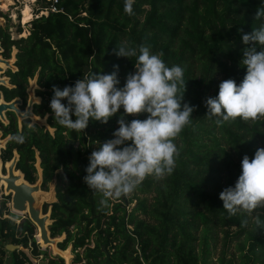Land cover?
I'll return each mask as SVG.
<instances>
[{
  "label": "trees",
  "instance_id": "obj_1",
  "mask_svg": "<svg viewBox=\"0 0 264 264\" xmlns=\"http://www.w3.org/2000/svg\"><path fill=\"white\" fill-rule=\"evenodd\" d=\"M36 1L40 4L36 15L46 10L49 14L34 19L27 36L11 39L0 30L8 53L13 45L19 49V71L13 73L18 87L7 90L5 99L23 98L28 78L39 72L44 105L35 112L52 114L48 124L54 134L44 126L25 124L20 132L12 114L5 134H23L26 140L23 144L10 140L2 158L10 160L17 149L18 167L34 182L38 151L45 182L56 175L50 231L52 237L66 234L59 248L72 245L73 264H210L217 229L237 226L234 235L226 233L229 239L246 235L240 245L243 264H264V229L258 230L253 221L258 216L264 222V208L252 217H230L220 199L224 189L235 186L243 157L252 159L264 148V118L217 126L218 117L208 119L205 106L208 98L218 96L222 81L233 79L237 85L243 81L247 70L241 61L249 46L242 35L264 23L256 20L264 0H135L131 16L124 12L125 0ZM119 45L136 48L137 56L141 45L148 46L152 54L163 53L167 66H180L186 84L182 107L189 104L195 111L191 124L175 140L180 154L174 172L162 180L146 178L135 190L137 198L122 197L99 210L100 196L84 182L86 168L93 146L114 139L124 110L107 124L90 121L85 132H76L55 123L50 101L53 87L63 90L83 76L113 74L116 66L117 88H123L128 74H135L137 57H118ZM62 103L67 105V100ZM43 107L46 110L39 112ZM133 119L128 116L126 122ZM3 210L5 205L0 209V264H5L7 244L29 248L36 260L43 255L42 264H65L60 256L49 258L40 250L37 228L28 218L17 224L3 217ZM12 256L13 264H32L22 251L15 250ZM226 263L234 264V258Z\"/></svg>",
  "mask_w": 264,
  "mask_h": 264
},
{
  "label": "clouds",
  "instance_id": "obj_2",
  "mask_svg": "<svg viewBox=\"0 0 264 264\" xmlns=\"http://www.w3.org/2000/svg\"><path fill=\"white\" fill-rule=\"evenodd\" d=\"M134 2L125 0L124 12L129 16L134 14ZM256 20L264 21V7L257 10ZM242 40L249 46L241 61L247 70L243 81L239 85L233 79L222 81L218 96L206 101L207 118L218 117L217 126L237 119L256 122L264 118V23L251 34H243ZM115 54L129 59L137 57L138 72L128 74L122 89L117 88L116 66L117 72L113 74L83 76L74 86L63 90L53 87L50 101L55 123L76 132H85L90 121L107 124L121 108L124 110L114 139L91 153L86 168L84 182L100 196L99 210L129 196L146 178L162 180L174 172L180 154L175 140L191 124L195 111L189 104L182 107V90L186 88L183 69L167 66L161 58L163 53L152 54L148 46L141 45L137 56L136 48L119 45ZM64 100L67 105L62 103ZM143 113L149 114L147 119L126 122L128 116ZM9 139L18 144L26 140L19 133ZM241 168L235 186L220 193L223 209L230 217H252L255 210L264 208V148L258 149L252 159L245 155ZM255 223L258 230L264 229L258 216Z\"/></svg>",
  "mask_w": 264,
  "mask_h": 264
},
{
  "label": "water",
  "instance_id": "obj_3",
  "mask_svg": "<svg viewBox=\"0 0 264 264\" xmlns=\"http://www.w3.org/2000/svg\"><path fill=\"white\" fill-rule=\"evenodd\" d=\"M11 0H0V6H8ZM4 23V19L0 18V27L1 24ZM0 52H3V47L1 45L0 39ZM16 61V54L13 55L12 59H4L0 57V74L4 71L5 67H9L16 71V66L14 65ZM134 73H137V69L135 68ZM37 77V76H36ZM1 83L7 84L6 79H0ZM33 88L34 86L31 85ZM29 89L28 94L30 96V100L26 109L25 113H22L18 104L21 103L20 98H16L11 102H6L3 98V95L0 93V117L4 122H8L5 113L7 111H14L17 116L19 117L20 122L23 119L31 118L33 123L38 124L40 126H47L51 133L52 128L47 123L46 120L37 118L36 115L32 112V105L37 102V99L34 95L33 90ZM2 133L0 132V137ZM5 141L0 140V146H3ZM19 159V155L17 152L14 154V158L12 161L7 164V175H3L2 164L0 162V197L3 195L10 196L11 198V208L14 214H21L24 217L28 216L31 222L37 228V241L39 242L43 249L51 248L52 253L54 256H60L66 262V264L70 263L71 257L73 254L71 252L72 247H69L68 250L65 252L61 248H59V243L62 242L66 234L64 233L62 236L59 237H52L50 231L51 225V208L45 212L44 205L45 204H54L57 202V193H56V179L52 182V186L50 188V192L47 193L42 190V169L40 164H37L39 170V180L35 184H30L28 181L25 180L24 174L20 171L17 173L15 172L17 161ZM18 212V213H17ZM6 250L8 252H14L15 250H19L24 252L32 264H37V260L31 255L29 248H24L21 245L17 244H7Z\"/></svg>",
  "mask_w": 264,
  "mask_h": 264
},
{
  "label": "rangeland",
  "instance_id": "obj_4",
  "mask_svg": "<svg viewBox=\"0 0 264 264\" xmlns=\"http://www.w3.org/2000/svg\"><path fill=\"white\" fill-rule=\"evenodd\" d=\"M26 6L30 7V9H31L30 11H31V14L33 17L28 23L24 24L23 23V11L25 10ZM39 9H40V4L36 0H11L10 4L8 6H0V18L4 19V23L1 24L0 30L7 31L10 34L11 39H19L22 36H27L29 34L30 29H31L32 21L34 19L38 18V17H36V13H37V10H39ZM41 12H39V14ZM39 14H37V15L40 16ZM19 28H22L21 33H19V30H20ZM16 52H17V49L13 48L12 58H13L14 54H17ZM137 72H138V69H137ZM36 80H37V77L34 78L30 82V88H29V89H31L32 88L31 85H33L34 87L32 88V90L34 93H35V89L38 88ZM124 86H125V82L122 83V87H124ZM36 99H37V102L40 100L39 97H36ZM142 116L145 117V119H147L149 114L143 113V114H139L137 116H131V117L136 119V118L142 117ZM36 117L40 118L38 116H36ZM42 119L46 120V118H42ZM31 122L33 123L32 119H31ZM44 127L47 128V126H44ZM118 127H119V124L117 123L116 128L118 129ZM52 131H53V129H52ZM98 148H99V145H97V144L94 145L93 151L98 150ZM52 184H53V182H51L49 184V190H43V191L49 193ZM5 196L6 195H4L2 198H0V209L2 208L4 203L6 204V202H8V199H6ZM137 197H138V195L135 194V191L133 193H131L129 196H127V198H129V199H131V198L135 199ZM141 197H142V195H141ZM133 206H134V204L132 205V207ZM8 213L9 212L7 210H3V217H5V215H7ZM12 217L15 219H20L21 217H23V215L13 214ZM255 218L253 219V221H255ZM237 230H238L237 226L224 227L221 229H217L216 234L214 236V239L211 241V253H210V257H209L210 264H227L226 262L229 259H233V258H234V264H243L244 263V258H243L244 250L241 249L240 245H244L246 235H241V236H238L236 238L229 239L228 235L226 233V232H228V233H230L229 235H234V233ZM35 237L37 240V235H35ZM37 243L39 245L40 250L47 251V256L49 258L50 257H56L52 253L51 248L43 249L38 241H37ZM69 247H72V245H69ZM247 247H248V244H246V249H247ZM198 249H200V248L198 247ZM82 251H83V249H80V252H82ZM71 252H72V249H71ZM72 254H73V257H71L69 264H73V261H74V255L75 254L73 252H72ZM6 256L7 257L5 259V264H13L14 259L12 256V252H7ZM42 259H43V255H40L37 259V264H42ZM65 264H66V262H65ZM252 264H260V263L255 262Z\"/></svg>",
  "mask_w": 264,
  "mask_h": 264
},
{
  "label": "flooded vegetation",
  "instance_id": "obj_5",
  "mask_svg": "<svg viewBox=\"0 0 264 264\" xmlns=\"http://www.w3.org/2000/svg\"><path fill=\"white\" fill-rule=\"evenodd\" d=\"M1 39V38H0ZM1 45H2V47H3V52H0V57H2V58H4V59H11L12 58V50H13V48H16V46H12L11 47V52L10 53H8V51H7V49H6V46H4L3 45V42H2V39H1ZM17 49V54H16V61H15V63H14V65L16 66V71H19V67L16 65V63H17V61H18V53H19V49L18 48H16ZM1 64V66H4L2 63H0ZM16 71H13V69H11V68H9V67H5V69H4V71L0 74V79H6L7 80V84H4V83H1L0 82V93L3 95V98H4V100L6 101V102H11V101H13V100H15L16 98H20L21 99V103L20 104H18V107L20 108V110H21V112L22 113H25L26 112V109H27V106H28V103H29V100H30V96H29V94H28V90H29V88H30V82L34 79V78H36V76H37V80H36V82H37V86H38V88L37 89H35V93H34V95H35V97H39L40 98V100L38 101V102H35L33 105H32V112L36 115V116H38V117H40L41 119L42 118H46V120H47V122H48V120H49V118H50V116L52 115L51 113H46L44 116H41V115H38V114H36V112H35V110L37 109V107L38 106H43L44 105V96H42V95H39V92L41 91V90H45V88H43L42 86H40V84H39V76H40V74H39V72H37L36 73V76H34V77H31V78H28V85H27V87H26V89H25V92H26V95L22 98V97H15L14 99H12L11 101H7L6 99H5V93L7 92V90H10V91H12V90H15V89H17V87H18V84L17 83H15L14 82V77H13V73L14 72H16ZM46 109L43 107V109H39V112H42V111H45ZM15 115V117H16V122H17V126H18V129L20 130V132L22 131V129H23V127H24V124L27 126V127H34V126H37L38 124H35V123H32L31 122V118H26V119H23L21 122L19 121V117L17 116V114L14 112V111H7L6 113H5V115H6V117H7V120H8V122L6 123V122H4L2 119H1V117H0V132L2 133V136L0 137V140L1 141H5V144L3 145V146H0V162H1V164H2V172H3V175H7V164H9L11 161H12V159L14 158V155H13V157L10 159V160H7V161H5V160H3V158H2V153H3V150H5L6 148H7V144H8V142L10 141V139H9V136L10 135H12L11 133H9V134H5V129L11 124V119H10V117L11 116H13V115ZM38 126H40V125H38ZM47 129V128H46ZM53 129V128H52ZM49 130V129H48ZM52 134H54V132L52 133ZM15 152H17L18 153V151H17V149H15L14 151H13V154H15ZM18 155H19V153H18ZM36 161L35 162H33V164H34V166H35V169H36V173H35V177H36V179H35V181L34 182H30V181H28L27 179H26V174L23 172V170L21 169V168H19L18 166H19V160H20V155H19V159H18V161H17V165H16V169H15V172L17 173L18 171H20V172H22L23 174H24V177H25V180L26 181H28L30 184H35L38 180H39V170H38V167H37V164L39 163L40 164V167H41V160H40V158H39V152L37 151V153H36ZM41 169H42V176H43V180H42V185H41V188H42V190H49V184L54 180V179H56V182H57V177H56V175H55V177L53 178V180L51 181V182H45V180H44V172H43V168L41 167ZM56 186H57V183H56ZM57 193V192H56ZM4 196V195H3ZM2 196V197H3ZM2 197H0V198H2ZM6 197V199H8V202H6V204L4 203V205H5V210H7L9 213V215L7 214V215H5V217H8V218H10V219H12L15 223H17V224H21L24 220H26L27 218H28V216H26V217H21L20 219H15V218H13L12 216H13V212L11 211L12 210V208H11V198H10V196H5ZM52 206H53V204H45L44 205V211L45 212H47L50 208H51V210H52ZM3 207V206H2ZM2 209V208H1ZM12 213V214H11ZM29 219V218H28ZM30 220V219H29ZM31 221V220H30Z\"/></svg>",
  "mask_w": 264,
  "mask_h": 264
},
{
  "label": "bare ground",
  "instance_id": "obj_6",
  "mask_svg": "<svg viewBox=\"0 0 264 264\" xmlns=\"http://www.w3.org/2000/svg\"><path fill=\"white\" fill-rule=\"evenodd\" d=\"M30 10H31L30 7L26 6L25 10L23 11V23L24 24L28 23L33 17ZM37 237H38V234H37ZM39 242H41V241H39ZM67 250H64V251L66 252Z\"/></svg>",
  "mask_w": 264,
  "mask_h": 264
},
{
  "label": "built area",
  "instance_id": "obj_7",
  "mask_svg": "<svg viewBox=\"0 0 264 264\" xmlns=\"http://www.w3.org/2000/svg\"><path fill=\"white\" fill-rule=\"evenodd\" d=\"M55 2L57 1V0H54ZM56 7L55 6H52V8H51V10L52 11H56ZM49 14V11L48 10H46V11H42L39 15L40 16H38V15H36V17H42V16H46V15H48Z\"/></svg>",
  "mask_w": 264,
  "mask_h": 264
}]
</instances>
